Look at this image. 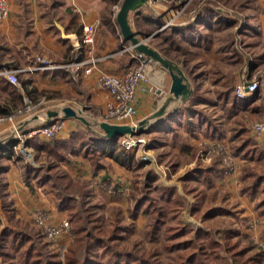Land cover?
Here are the masks:
<instances>
[{
  "label": "crops",
  "instance_id": "crops-1",
  "mask_svg": "<svg viewBox=\"0 0 264 264\" xmlns=\"http://www.w3.org/2000/svg\"><path fill=\"white\" fill-rule=\"evenodd\" d=\"M121 2L122 0H7L8 14L4 19H0V63L8 61L9 66L22 69L17 73V76L21 80L24 79L19 80V86L15 85L21 95V100L17 102L12 101L9 97H3L0 100V106L4 108L7 104L11 113L15 112L18 105L22 103L24 94L33 95L36 100L40 97V100L56 102L45 111L35 110L30 114L18 116L16 133L23 135L24 138L31 139L34 136H39L40 139H46L43 135L34 134L33 131L48 125L49 121L58 119H63L64 125L54 135L56 139L68 137L70 131L76 126L85 129L86 125L79 119L62 117L61 109L64 106H71L76 111H82L84 108L86 115L90 118L104 115L105 102L110 98V95L99 83V74L121 75L134 64L131 60L134 49L128 46L116 23V13ZM231 3L239 9H245L243 33L252 52L250 66L252 76L257 71H264V0H146L140 7L129 12L128 20L131 29L137 36H147L145 42L148 46L177 64L175 59L165 55L161 48L162 44L158 45L160 37L165 31L167 34L171 27H176L173 34L174 42L182 39L188 45V47L185 45V48L189 49V52H195L193 47L195 49L208 48L211 51L222 47L223 50L228 41L218 40V35L221 38L229 37ZM243 18L238 16L239 22ZM88 23L95 26L91 55L97 58L89 73L80 70L78 78L74 80L71 78L72 71L68 68L27 69L29 65L33 64V59L37 55L60 63L88 58V47L77 45L82 35L83 25ZM156 35L157 37H155ZM172 49L178 50L177 47H172ZM147 73V83H144L146 90L143 91L137 87L135 91L136 114L130 120L121 123L130 124L149 117L172 97L169 91L171 77L160 63L150 59ZM202 76L196 83L199 86L196 90L203 96L197 105L202 109V115L186 111L182 115L168 119L161 125L159 131L154 132V134H160L167 139L159 146L160 155L163 158L161 167L168 166L169 168L170 165H174V169L171 171H175L177 174V178L171 179L169 176H165L167 179H164L162 169H160L158 183L172 185L176 193L183 199L184 205L175 212L176 214L187 207L193 213L196 205L203 204V199L201 201L199 195L200 191L196 189L199 184L204 186L209 184L214 190L230 200H238L240 214L238 219L242 222L239 230L252 241L260 237L264 245V237L260 235L264 224L262 225L263 220H259V216H262L263 212L259 206L261 202L259 192L264 184V131L259 134L249 131L248 135L253 139V144H248L245 139L243 140V133L239 129L241 126L248 129L249 123L257 118L259 121L256 122L264 121V115L260 109L261 104L264 109V92L262 96L256 91L254 94L240 99H236L233 93L224 95L222 91H219L220 89L216 94H212L211 87L205 89L206 91L201 89L203 84L199 80ZM219 79L220 77L216 81ZM222 84L223 78L221 79ZM213 86L217 87V82L213 83ZM152 87H158L162 93H153ZM0 91L5 94L1 86ZM184 101L170 100L165 108V114L169 115ZM219 104L220 111L225 112V117L221 118L225 122H222L217 114L214 115L217 110L215 106ZM85 107L89 109L85 110ZM51 111H57L58 115L52 116ZM7 116L0 115L3 118ZM13 120L14 117L10 121L4 120L0 123V146L15 139L14 127L10 126ZM155 123L153 126L156 125ZM183 126H186L182 131L183 135H179L177 130ZM96 130L100 131L98 128ZM212 132L219 134L221 140L228 145L233 144L234 139L239 140L237 143L242 141L240 149L242 155L250 150L249 157L244 158L239 155L235 172L216 174L214 168L206 164V166L201 165L196 160L195 153L198 143L212 139L208 136ZM177 134L180 141L176 142L177 137L172 141L169 140L170 137L173 138ZM152 135L153 132H149L148 136ZM230 135H234L232 141L229 140ZM225 142L223 143L225 144ZM165 146H168V150L162 151ZM4 148H0V157L4 158L7 163L5 166L2 165L0 170L1 225H5L7 220L13 218L30 221L32 211L37 209L45 211L51 222L57 223L64 219L66 212L57 208L51 184L49 182L35 183L34 191H29L21 177L20 170L22 168L17 166V163L14 164L17 161L16 158L22 157L20 151L17 148L12 151L10 147ZM30 149L34 154L35 151ZM72 158L74 159L72 163H60L61 167L69 174L68 176L79 177L77 175L81 173L79 174L77 169L83 162L82 166H85L83 176L88 177L90 181L96 182L102 173L106 176L107 171L109 176H113L117 169H120L127 177L126 179L130 180L129 175L132 171L119 165L111 158H108L110 165L101 168L97 174L90 172L88 161L82 155L79 154ZM166 162H169L168 165ZM248 164L263 175L252 196L247 188L243 190V187L253 179V176L243 174V170ZM183 188H186V191H183ZM2 199H4V203H2ZM213 207H217L218 210H215V213L206 219H211L223 212L230 217L229 209L226 210L225 206L212 203L209 207H205L201 214ZM190 219L194 221L190 222L196 224L194 219ZM255 220L261 221L256 230L247 227V221Z\"/></svg>",
  "mask_w": 264,
  "mask_h": 264
},
{
  "label": "trees",
  "instance_id": "trees-1",
  "mask_svg": "<svg viewBox=\"0 0 264 264\" xmlns=\"http://www.w3.org/2000/svg\"><path fill=\"white\" fill-rule=\"evenodd\" d=\"M175 30L176 27H171L167 34H165L166 31L163 35L161 34L162 37H160L158 45L167 41L173 44ZM161 48L165 55L172 49L171 46ZM131 60L132 63L136 62L135 55L131 57ZM0 86L4 91L12 94V101L18 102L21 100V95L16 86L2 76H0ZM222 92L224 95L233 93L236 99L241 98L235 93V84L227 86ZM201 99H203L202 94L194 89L190 97L179 107L174 109L164 119L155 123L156 125L152 126V130L147 131V134L153 132V135L147 141L146 148L154 150L158 147L159 136L161 137V135L154 134V132L159 131L161 125L168 119L182 115L186 111L202 115V109L197 106ZM233 102L235 101L233 100ZM260 109L263 111L262 104ZM10 113L11 110L7 104H5L4 108L0 106V115H9ZM240 131L243 133V140L245 139L248 144H253V139L249 137L247 129L241 127ZM208 136L211 138L220 137L219 134H214L213 132L209 133ZM119 137L106 138L100 131L76 126L70 131L68 137L64 139H56L54 136L46 137V139H40L39 136L23 139L24 145L35 151L33 160L37 161L38 157L41 158L38 166H34L32 162L26 161L21 156L16 158L23 162L21 168H23L22 177L25 184L31 191H34V183L43 184L49 182L53 188L57 208L66 212L67 219L71 223L72 240L64 252V264H160L156 258V251L139 253L132 249L118 248L115 240L120 237L118 231L122 229L121 225H113L112 228L107 230L100 229L96 224L98 219L94 216V211L90 206H85L84 202L77 199L78 192L70 185V180L73 182L80 181V183L83 180L79 177L71 178L58 170L60 163H71L74 161L72 157L80 154L88 160L90 172L97 174L101 168L110 164L107 160L111 158L124 168L133 170L136 173L133 181L136 183L137 170L141 168V164L138 162L136 155L132 153L134 149H125L120 145ZM230 139L233 140L234 135L230 136ZM17 142V139H12L9 143L1 145L0 148L5 147L4 149H6L10 147L12 151V147ZM241 143L242 141L239 144L236 142L235 153L240 151ZM248 152L250 150H247L244 155H239L246 158L249 157ZM102 157L103 159H101ZM243 174L253 176L252 181L243 187V190L247 188L252 196L263 175L249 164L245 166ZM146 177L148 182L146 183L145 191L147 193L144 197L137 199L132 217H136L139 207L142 206L143 202H147L145 211L151 213L147 234L151 239H155L163 227L164 246L167 249L191 245V251L180 254V258L170 264H259V251L248 253L255 243L247 239L244 246H239V239L233 240L238 235L237 231L233 229L223 230L220 237L217 238L211 231H206L198 225H184L180 222L166 224V214L169 211H173L175 214L184 205V201L176 193L173 186L158 185V174L153 169L147 170ZM102 178L108 182L107 177ZM86 185H89V182L84 180L81 184L83 190ZM86 192L88 193V189ZM77 200L79 201L78 203ZM215 210H218L217 207L208 209L203 214L205 219L212 216ZM191 232H193V238L189 240L181 239ZM0 235L2 240L0 264H11L13 257H16L18 264H61L57 253L49 252L46 243L37 240L35 232L30 231L26 222L22 219L13 218L7 220V223L1 229ZM260 235L264 237V226ZM197 239L201 240L197 242ZM105 253L111 254V259L108 258V263L100 259L101 254Z\"/></svg>",
  "mask_w": 264,
  "mask_h": 264
},
{
  "label": "rangeland",
  "instance_id": "rangeland-1",
  "mask_svg": "<svg viewBox=\"0 0 264 264\" xmlns=\"http://www.w3.org/2000/svg\"><path fill=\"white\" fill-rule=\"evenodd\" d=\"M229 9H230L229 13L231 16L230 34L228 37L229 40L228 38H221V36L218 35V40L228 41V43L224 45V48H223L224 51L222 50V47L217 48V49L215 48L212 51L208 48L195 49L193 47V51L195 52H189V49L187 50L185 48V45L186 47H188V45L182 39L176 40V42H173L174 44H170L169 41H167L166 43H164V45L163 44L161 45V47L171 46V47L178 48V50L171 49L170 52H168L167 54L171 56L173 59H175L177 64H179V65L177 64L176 65L185 75L188 85L191 88V90L199 87L197 86L196 83L198 82V79L202 75H203L202 78L199 80L203 84L201 86V89L205 90L208 87L209 88L211 87L212 94L213 93L216 94V92H218L219 89H220L219 91L221 92L224 89H226L227 86L236 84L244 76L255 77L258 80L259 84H262V83L264 84V71H257L256 74L251 76L252 71L250 72L251 70L250 66H251V58H252L251 53L252 52H251V48H249V45L246 39L244 38V33H243V26H244L243 17H244L245 9H239L233 6L232 3ZM238 16L239 18L241 17L243 18L241 22H239ZM7 62L8 61H2L0 63V68L2 66L11 67L8 65ZM16 69H19V68H16ZM22 76L21 78H23ZM218 77H220V79L216 81ZM222 78H223V84L221 85ZM214 81L217 82V87L213 86V83H216ZM257 91L260 96L263 95V92L260 89H258ZM31 96H28L29 98L32 99V103H33V107L31 108V111L24 112L22 114L16 113L20 109L24 110L23 108L24 103L22 101V103L18 105V108L15 110V112H12L13 114L11 113L10 115H8V116H12V118L14 117V120L12 121L11 124L8 122V124H10V126H13L14 129L17 127L16 122H18L19 120L18 116L30 114V112L35 111V110L45 111L47 108L53 106V103L54 104L56 103L52 101H46L43 99L40 100L41 99L40 97L36 100L35 96L33 95ZM3 97H7V98L9 97L11 99L12 94L7 91H5V94H3L0 91V100H2ZM215 107L217 108V110L216 112H214V115L217 114L218 115L217 117L220 119L225 117V112L220 111L221 109L220 104L216 105ZM88 109H89L88 107H85V110H88ZM82 111H81L82 113L81 115L84 118L88 120H92V118L86 115L84 108ZM262 115H264V109L262 111ZM7 117H4L5 118L4 120L10 121V119H8ZM102 117L103 116L101 117L98 116L96 118L102 119ZM248 120L249 119L247 118V122ZM256 121H259L258 118L257 120L255 119L249 123L248 129H247L248 134H249V131L251 133L253 132L252 125ZM222 122H225V120H222ZM86 128L91 129V130L97 129L92 122L86 125ZM150 128H151L150 125L146 126L145 130H143L144 132L146 131L145 133L143 132L141 134L140 133L134 134L135 137L137 138L143 137L145 141L144 143L142 142L137 143L136 146L133 148L134 150L132 151V153L136 155L137 159L139 160L138 162L141 164V168L137 170L138 174L136 178L137 179L136 183H134L133 181L136 175V173L133 170H131L132 172L130 174L132 178L129 175L130 177V180H129V179H126L127 177H125V175L121 172L120 169H117L116 170L117 174L113 173V176H109L107 174L108 173L107 171L105 173L106 176L104 175V173H102V176L98 177L96 182L90 181L88 177L83 176V171H84L85 166H82L83 165V162H82V164H79V168L77 169V172L81 174L77 176H79V178L82 179L83 182L84 180L88 181L89 185H86V188H84V190L81 187V184L83 182L80 183V181H76L78 182L76 183L70 180V185L73 186L77 190L78 192V195L76 196L77 199L81 202H84L85 206H90L91 209L94 211V216H96L98 219L96 224L99 226L100 229L107 230L109 228H112L113 225L114 226L121 225L122 229L118 231V235H120V237L115 240L116 246L118 248H124L127 250L132 249L139 253L140 252L147 253L150 251H156V258L159 260L160 264H170L178 260L180 258V254L191 251V245L188 244L185 247H174L171 249H167L164 246L165 239L163 236V230H164L163 227L158 232L157 237L155 239H151L150 236L147 234V229L151 221V213L145 211L147 202H143L142 206L139 207L140 209L137 210L138 212H137L136 217L135 216L134 218L132 217L134 213L133 212L134 205L137 199L140 197H144L147 193L145 190H146V183L148 182L147 177H146V172L148 169L151 168L155 172H157L158 177L160 174V169H162L164 179H167L166 178L167 176H169L171 179L177 178V174H175V171H171V169L173 170L174 167H172L171 165L169 166V168L168 166H163V168L161 167L163 158L160 155L159 146H161L165 141H167L166 138L159 136L158 147L156 149L148 150L146 148V143L147 141H149V138L151 137V136H148L147 134V131ZM185 128L186 126L180 127L177 130L178 131L177 133L179 135L180 134L183 135L182 131ZM178 134L173 136V138L170 137L169 140L172 141L177 137L176 142L180 141V139H178L179 138ZM229 140L232 141V139L230 138ZM220 141L225 142V141H222L220 137H212V139L210 140L207 139V140H203L199 142L197 149H196V153H195L196 160L198 161V163H201V165H204V166L209 165L212 168H214L215 172H217L216 174H219V172L220 173L235 172L237 170V159L239 158V154H241V151H239L240 153L239 152L235 153L236 147H237L236 142H238L239 140L234 139L233 140L234 143L229 144V145L225 142L224 145L226 147V150L224 152L214 149L215 143L220 142ZM166 150H168V146H165L162 151H166ZM143 152H146V154H143ZM206 155H208V159H205ZM143 157H145V159ZM225 157L230 158L235 163V169L233 171L231 170H229V172L226 171V168L224 165ZM101 159H103V157ZM26 161H29V160H26ZM40 161H41V158L38 157L37 161L33 160L32 158L30 162H32L34 166H38ZM168 163L169 162H166V165H168ZM6 164L7 163L5 162L4 158L0 157V170L3 167L2 165L5 166ZM14 164L22 167L23 162H20V160H17L15 161ZM109 165L110 164H107V167ZM201 165L199 164V166ZM88 167H89V163H88ZM22 170L23 168L20 170L21 177H22ZM58 170L62 171L64 174L67 173L64 170V168L61 167V165L58 167ZM68 175L69 174L67 173V176ZM70 177L72 178L73 176H70ZM102 177H107L106 179L108 182H106ZM22 180H23V177H22ZM23 182L25 183L24 180ZM158 185H164V184L159 183ZM164 186H167V185H164ZM168 186H172V185H168ZM201 187H203V190H201ZM261 187L262 188H260V192H259L260 194L259 200L261 202L259 203V206L263 212H262V216H259V220H263L262 221V225H263L264 224V184H262ZM87 189H88V193L86 192ZM196 189H199L200 191L199 195L201 197V201L203 199V204L196 205L195 209L193 210V213H191V210H189V207L184 208L177 214L176 213L174 214L173 211H169L166 214V219H165L166 224H174L180 221V223L184 225H190V224L198 225L201 228L205 229L206 231L207 230L211 231L217 238L220 237L221 232L223 230L228 229V228L233 229L237 231L238 233V235H236L233 238V240L239 239L238 240L239 246H244L246 244L247 238L245 234L241 230H239V226H242V222L238 219L240 216L238 212L239 211L238 200L236 199L230 200L228 197L221 195L217 190H214L212 186L209 184L205 186L202 184H199L198 187L196 186ZM28 190L31 191L29 188ZM183 191H186V188H183ZM187 195L190 196V194H187ZM78 200H77V203L79 202ZM2 201H3L2 203H4V199H2ZM211 203L216 204V205L225 206L226 210L229 209L230 217L225 212H223L217 216L215 215V217H212L211 219H205V217L201 213L205 210V207H209ZM190 218L194 219L196 221V224L192 223L194 221H192ZM230 218H231V221H229ZM65 219H67V215H65ZM22 220L26 222L27 228L30 231L35 232V237L37 238V240L41 242H45L47 245L48 251L49 252L53 251L57 253L58 258L61 260V264H64V252L66 251L67 246L70 244L72 240L71 223L69 222V225H70L69 236H62V237H58L53 240H49L47 238H44V236L40 232V229L34 223L32 219V214L30 217L31 222L26 219H22ZM260 222L261 221L258 222V220H255V222L252 221V223L247 221V227L253 230V227H252L253 224L258 225V223ZM2 227L3 225H1V222H0V232H1ZM191 238H193V232L185 235L181 239L189 240ZM199 240L197 239L196 241L199 242ZM249 240L252 241L251 239ZM252 242H254L255 244H253V247L250 248L248 253L259 251L258 252L260 256L259 264H264V245L261 242V238L259 237ZM1 246H2V240H1V235H0V249H1ZM108 258L111 259L110 253L101 254L100 256V259L104 261L105 263H108L109 261ZM0 262H1V256H0ZM11 264H18L16 257L12 258Z\"/></svg>",
  "mask_w": 264,
  "mask_h": 264
},
{
  "label": "built area",
  "instance_id": "built-area-1",
  "mask_svg": "<svg viewBox=\"0 0 264 264\" xmlns=\"http://www.w3.org/2000/svg\"><path fill=\"white\" fill-rule=\"evenodd\" d=\"M8 14V5L7 0H0V19H4ZM94 32L95 26L92 23L84 24L82 27V35L79 39L77 45H86L87 53L89 54L88 58L85 59H75L70 62H52L48 58L43 56H35L33 59V64L29 65L27 69L29 70H41V69H54V68H68L72 71V79H77L79 76V71L83 70L84 73H89L91 68L95 65L96 59L91 55L92 48L91 45L94 41ZM136 62L128 67L121 75L100 73L98 81L101 86L108 92L110 98L105 102L103 120L112 122V123H121L127 120H130L137 112L135 106L134 97L137 87H140L141 90H146L147 83V68L150 65V59L143 54L136 53ZM22 69H16L8 66H2L0 68V75L4 76L10 83L19 86L20 81L17 76V72ZM258 89L264 92V84H259L258 80L255 77L244 76L235 84V93L238 97L244 98L254 94ZM153 93H162L161 89L158 87L151 88ZM29 95L24 94L22 96V101L24 103V110H18L19 114L24 112L31 111L33 107L32 99L28 97ZM82 110V108H81ZM8 119L12 120V116H8ZM5 118L0 117V122ZM137 122H132L130 124L134 125ZM64 125L63 119L54 120L48 125H45L39 129L33 131L34 134H40L44 137L50 138L53 137L57 132H59ZM15 139L18 140L17 144L12 147V150L17 148L22 157L25 160L31 161L33 158V151L28 148L23 143V135H20L17 132V128L14 129ZM252 131L255 134H259L264 131V121L255 122L252 125ZM144 143L143 137L137 138L134 134H125L119 137V143L125 149H133L137 143ZM215 150L224 152L226 147L223 142H217L214 146ZM5 154V152H4ZM146 154V152H143ZM145 159V157H143ZM205 159H208L206 155ZM224 165L226 171H233L235 169V163L228 157L224 159ZM32 219L37 227L40 229V232L49 240L56 239L62 236H69L70 234V225L67 219H61L57 223L50 221L48 214L45 211L40 209L32 211ZM255 222V221H254ZM252 223V222H251ZM253 229H257V225L253 224Z\"/></svg>",
  "mask_w": 264,
  "mask_h": 264
},
{
  "label": "water",
  "instance_id": "water-1",
  "mask_svg": "<svg viewBox=\"0 0 264 264\" xmlns=\"http://www.w3.org/2000/svg\"><path fill=\"white\" fill-rule=\"evenodd\" d=\"M146 0H122L117 13L116 23L119 27L122 37L127 41L129 47L134 49L136 53L146 55L149 59L155 60L160 63L169 73L171 77V83L169 91L172 94L167 101H165L157 111L153 112L149 117L140 119L136 124L127 123H112L103 119L92 118L88 120L81 115V111L74 110L71 106L62 107V117H75L88 125L90 121L101 131L102 135L106 138H114L125 134H135L145 130L146 126L152 127L156 121L164 119L167 115L165 114V108L170 100H186L192 93L191 88L188 85L187 79L178 66L164 57L157 50L146 44L147 36H137L131 29L129 24L128 15L129 12L134 11L140 7ZM52 116H57V111H51ZM49 121L47 124L51 123ZM150 130V129H148Z\"/></svg>",
  "mask_w": 264,
  "mask_h": 264
}]
</instances>
